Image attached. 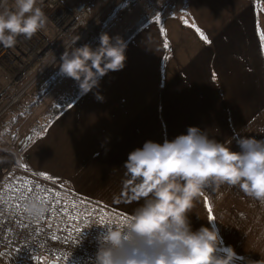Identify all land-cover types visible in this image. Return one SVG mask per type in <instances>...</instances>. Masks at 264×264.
<instances>
[{
    "label": "crops",
    "instance_id": "1",
    "mask_svg": "<svg viewBox=\"0 0 264 264\" xmlns=\"http://www.w3.org/2000/svg\"><path fill=\"white\" fill-rule=\"evenodd\" d=\"M131 2L125 69L87 95L77 91L17 163L124 217L137 202H126L123 164L146 141L162 144L190 126L232 139L234 150L240 137L264 139V0ZM190 219L194 229L216 223L218 255L231 248L233 264H264V204L209 187Z\"/></svg>",
    "mask_w": 264,
    "mask_h": 264
},
{
    "label": "clouds",
    "instance_id": "2",
    "mask_svg": "<svg viewBox=\"0 0 264 264\" xmlns=\"http://www.w3.org/2000/svg\"><path fill=\"white\" fill-rule=\"evenodd\" d=\"M43 4L0 0V46L13 48L45 29L49 17ZM98 39L96 47H76L78 36L59 57V74L73 80L81 95L99 89L105 76L126 67L127 44L107 33ZM94 94L104 102L98 91ZM232 144V139L220 142L190 126L172 140H149L131 151L123 164V186L129 193L126 202H137V207L119 222L100 226L107 230L93 264H233L231 248L226 255L217 254L221 238L216 223L194 229L190 219L209 187L237 188L264 204V139L240 137L237 150ZM23 207L33 222L49 211L39 198H29Z\"/></svg>",
    "mask_w": 264,
    "mask_h": 264
},
{
    "label": "built area",
    "instance_id": "3",
    "mask_svg": "<svg viewBox=\"0 0 264 264\" xmlns=\"http://www.w3.org/2000/svg\"><path fill=\"white\" fill-rule=\"evenodd\" d=\"M117 2L111 0L94 15L86 4L74 0H44L41 6L49 17L45 29L31 40L21 39L13 48L0 46V109L6 112L21 102L59 64L60 55L70 50L78 36L76 47L86 43ZM54 193L59 196L45 202L49 211L42 220L33 222L27 217L26 200ZM0 196V252L45 264H93L99 240L107 230L100 226L124 218L3 160Z\"/></svg>",
    "mask_w": 264,
    "mask_h": 264
},
{
    "label": "rangeland",
    "instance_id": "4",
    "mask_svg": "<svg viewBox=\"0 0 264 264\" xmlns=\"http://www.w3.org/2000/svg\"><path fill=\"white\" fill-rule=\"evenodd\" d=\"M74 1L86 4L95 15L103 10L111 0ZM131 7V0L129 2L123 0L114 6L112 11L108 12L106 17L99 23L96 32L86 43L92 47L98 46V38L101 33H107L113 38L120 37L126 42L127 35L130 32L127 31L134 23L125 17ZM117 9L119 11L116 16L108 22V19ZM150 18L159 17L151 15ZM58 68L59 64L53 67L40 83L30 89L16 106L6 112L0 109V114L2 113L0 117V158L6 163H13V165L19 167L20 152L31 141L32 144L37 141L53 122L57 114L56 111L63 110L73 98L75 92L79 91L78 85L73 80L60 75ZM44 88L47 89L44 91ZM47 170L51 171L52 168L47 167ZM0 264L29 263L23 258L16 260L12 255L3 253L0 256Z\"/></svg>",
    "mask_w": 264,
    "mask_h": 264
},
{
    "label": "snow or ice",
    "instance_id": "5",
    "mask_svg": "<svg viewBox=\"0 0 264 264\" xmlns=\"http://www.w3.org/2000/svg\"><path fill=\"white\" fill-rule=\"evenodd\" d=\"M199 34H200L201 39H203L206 43L209 42V41L207 40V37L204 36V34H203L202 32H200ZM259 35H260V39H261V41L264 42V31H260V32H259ZM165 47H167V44L165 45ZM41 175H44V174H41ZM44 178H45V179H48L47 176H45ZM26 188H27V190L31 191V189L28 188L27 185H26ZM52 196L58 197V196H59V193L50 194V195L47 196V197H39V199H40L42 202H48V201L51 200V197H52ZM0 199H2V196H0ZM53 212H55V209H53ZM77 231L79 232V229H77Z\"/></svg>",
    "mask_w": 264,
    "mask_h": 264
},
{
    "label": "trees",
    "instance_id": "6",
    "mask_svg": "<svg viewBox=\"0 0 264 264\" xmlns=\"http://www.w3.org/2000/svg\"><path fill=\"white\" fill-rule=\"evenodd\" d=\"M83 4H84V3H83ZM49 85H50V84H49ZM49 85H48V86H49ZM48 86H47V87H48ZM46 89H47V88H46ZM46 89L44 88V91H45ZM44 91H43V93H44ZM70 102H71V100L68 102L67 105H69ZM67 105H66V106H67ZM66 106H65V107H66ZM65 107H64V108H65ZM61 111H62V110H59V111L57 110V111H56V113H57L56 116H57ZM10 255H12V256L14 257L13 254H10ZM14 258H15V257H14ZM22 258H23L25 261H27L29 264H45V263L42 262V261L34 260L33 258H31V257H27V256H25V255H20L18 258H15V259H16V260H20V259H22Z\"/></svg>",
    "mask_w": 264,
    "mask_h": 264
},
{
    "label": "water",
    "instance_id": "7",
    "mask_svg": "<svg viewBox=\"0 0 264 264\" xmlns=\"http://www.w3.org/2000/svg\"><path fill=\"white\" fill-rule=\"evenodd\" d=\"M118 11H119L118 9L114 11L113 15L108 19V22H110V21L116 16V14L118 13ZM129 36H130V35H129ZM3 253H4V252H0V256H1ZM5 253L10 254L9 252H5ZM49 264H58V263L51 262V263H49Z\"/></svg>",
    "mask_w": 264,
    "mask_h": 264
},
{
    "label": "flooded vegetation",
    "instance_id": "8",
    "mask_svg": "<svg viewBox=\"0 0 264 264\" xmlns=\"http://www.w3.org/2000/svg\"><path fill=\"white\" fill-rule=\"evenodd\" d=\"M75 93H77V92H75Z\"/></svg>",
    "mask_w": 264,
    "mask_h": 264
}]
</instances>
